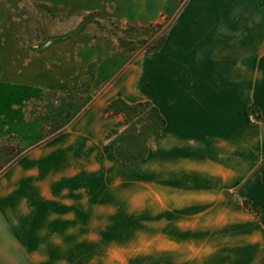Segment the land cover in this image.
Here are the masks:
<instances>
[{
  "label": "crops",
  "instance_id": "0c3cea01",
  "mask_svg": "<svg viewBox=\"0 0 264 264\" xmlns=\"http://www.w3.org/2000/svg\"><path fill=\"white\" fill-rule=\"evenodd\" d=\"M181 18L180 31L166 37L132 80L129 72L120 75L117 92L113 85L0 175L1 238L21 242L30 264L124 248L115 242L124 239L127 225L137 227L135 249L147 224L149 240L159 238V225L166 235L184 237V227L205 224L200 220L210 209L213 221L206 224L214 226L211 239L220 240L216 210H245V203L264 209V0H188ZM126 82L143 83L145 90L139 88L149 91V100H124ZM118 98L149 102L166 121L146 142L145 158L134 163L117 161L104 147V139L122 129L120 116L105 113ZM127 180L139 193L148 184L156 196L149 216H142L141 201L127 206ZM200 234L194 239H209ZM183 251L155 249L149 257ZM217 253L214 248L201 256L223 264Z\"/></svg>",
  "mask_w": 264,
  "mask_h": 264
},
{
  "label": "rangeland",
  "instance_id": "374dc122",
  "mask_svg": "<svg viewBox=\"0 0 264 264\" xmlns=\"http://www.w3.org/2000/svg\"><path fill=\"white\" fill-rule=\"evenodd\" d=\"M187 1L0 0V175L27 150L65 130L113 85L115 92L120 75L129 72L132 80L133 71L148 66L166 37L174 29L180 31ZM126 84L129 93L123 94L124 100H149V91L139 88L143 83ZM129 132L137 134L138 129L130 127ZM117 138L109 134L105 150H124ZM145 185L139 193L133 180H127L125 190L127 206L141 201L143 217L149 216L150 203L157 201ZM244 208L216 210L222 217L216 225L220 240L211 239L214 226L206 224L213 221L210 209L200 220L205 224L184 227L188 233L184 237L166 235V227L159 225V238L149 240L147 224L141 226V244L135 249L137 227L134 231L127 225L124 239L115 242L124 248L95 249L89 256L63 258L62 264H213L214 255L201 254L214 248L220 263L259 264L264 262V209L248 203ZM197 232L209 239H194ZM1 237L0 264H30L21 254V242ZM155 249L184 250V255L149 257Z\"/></svg>",
  "mask_w": 264,
  "mask_h": 264
},
{
  "label": "trees",
  "instance_id": "16d2710c",
  "mask_svg": "<svg viewBox=\"0 0 264 264\" xmlns=\"http://www.w3.org/2000/svg\"><path fill=\"white\" fill-rule=\"evenodd\" d=\"M146 112V116L141 114ZM105 113L120 116L122 131L115 130L112 134L116 139L118 147L125 149H114L113 157L121 163H134L143 160L146 156V142L158 136L166 125L165 119L156 106L149 102L128 104L118 98L109 103ZM141 115V116H140ZM130 127L137 128V134L129 132Z\"/></svg>",
  "mask_w": 264,
  "mask_h": 264
},
{
  "label": "built area",
  "instance_id": "2783aa9c",
  "mask_svg": "<svg viewBox=\"0 0 264 264\" xmlns=\"http://www.w3.org/2000/svg\"><path fill=\"white\" fill-rule=\"evenodd\" d=\"M249 119L251 122H255L257 120L255 115H251Z\"/></svg>",
  "mask_w": 264,
  "mask_h": 264
}]
</instances>
